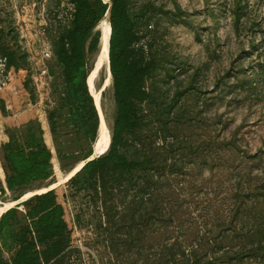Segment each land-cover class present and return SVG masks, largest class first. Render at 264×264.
Segmentation results:
<instances>
[{
	"label": "rangeland",
	"instance_id": "374dc122",
	"mask_svg": "<svg viewBox=\"0 0 264 264\" xmlns=\"http://www.w3.org/2000/svg\"><path fill=\"white\" fill-rule=\"evenodd\" d=\"M128 9L154 66L119 147L139 165L91 183L68 177L97 139L63 124L72 156L53 183L72 241L54 264H194V249L202 264H264V0H128ZM74 11L73 0H0V54L27 70L30 95L49 96L51 111L64 96L56 53ZM95 31L88 84L112 135L114 78L101 23Z\"/></svg>",
	"mask_w": 264,
	"mask_h": 264
},
{
	"label": "crops",
	"instance_id": "0c3cea01",
	"mask_svg": "<svg viewBox=\"0 0 264 264\" xmlns=\"http://www.w3.org/2000/svg\"><path fill=\"white\" fill-rule=\"evenodd\" d=\"M13 73L0 90V264H54L72 241L66 197L51 182L69 155L62 146L67 139L60 140L64 119L53 129V100L32 98L27 70ZM94 154L76 160L69 171Z\"/></svg>",
	"mask_w": 264,
	"mask_h": 264
},
{
	"label": "trees",
	"instance_id": "16d2710c",
	"mask_svg": "<svg viewBox=\"0 0 264 264\" xmlns=\"http://www.w3.org/2000/svg\"><path fill=\"white\" fill-rule=\"evenodd\" d=\"M73 1L75 4L73 19L66 35L61 38L56 53L57 61L65 71L66 87L59 107L50 113L53 129L59 126L57 123L60 119H64L62 124L75 121L79 129L83 130L85 137L91 141L98 139L100 114L88 84L87 54L100 40L101 32L95 30L108 13L112 27L110 67L114 78L117 112L111 144L106 152L87 161L75 175V177L81 175L85 178V183H91L96 178L104 180L105 173L110 170L131 172L139 165L137 161L120 153L119 147L124 142V135L138 125L139 107L150 97L145 83L154 66L151 61H146L142 49L136 46L140 35L135 19L128 9V0ZM8 59L10 67L15 70L20 68L14 59L11 57ZM64 109H67L66 113ZM93 153L94 150L90 148L83 159H88ZM69 156L72 155H67ZM41 169L34 168L33 173ZM198 244L200 249L202 241ZM192 253L196 257L194 264H202L205 254L196 253V249ZM211 261L206 259L208 264Z\"/></svg>",
	"mask_w": 264,
	"mask_h": 264
},
{
	"label": "bare ground",
	"instance_id": "6f19581e",
	"mask_svg": "<svg viewBox=\"0 0 264 264\" xmlns=\"http://www.w3.org/2000/svg\"><path fill=\"white\" fill-rule=\"evenodd\" d=\"M101 24L103 26L104 29V33H103V38H104V43L102 50L104 53L105 58L107 59V63H108V67L110 70V66H109V62H110V58H109V54H110V37H111V33H112V27H111V23H110V13H108L105 18L101 21ZM101 50V52H102ZM103 58V57H102ZM111 75V73H110ZM92 79V75L90 76V80ZM99 96V95H98ZM111 143V132L107 127V124L105 122V119L102 118L101 121V126H100V133H99V137L97 139L96 145H95V153L96 154H102L105 151H107L109 145ZM93 158V157H92ZM82 164H84V162L79 163L77 166H75L76 168H74L69 174L68 177H70L71 175L75 174L80 167L82 166ZM61 182V181H60ZM59 182V183H60ZM56 183L55 185L59 184ZM42 190V189H41ZM46 190V189H45ZM43 192V190L41 191ZM34 193V192H31ZM26 195V194H25ZM28 196V194H27ZM24 198V197H23ZM16 201V200H15ZM12 201H10L11 203ZM17 202V201H16ZM7 204V203H6ZM11 205V204H10ZM9 203L7 206H10ZM6 209V208H5ZM8 210V209H7ZM5 211V210H4Z\"/></svg>",
	"mask_w": 264,
	"mask_h": 264
},
{
	"label": "built area",
	"instance_id": "2783aa9c",
	"mask_svg": "<svg viewBox=\"0 0 264 264\" xmlns=\"http://www.w3.org/2000/svg\"><path fill=\"white\" fill-rule=\"evenodd\" d=\"M51 52H46V56H49ZM43 73H47V70H43ZM13 68L9 65V59L6 55L0 54V90L8 87L13 79Z\"/></svg>",
	"mask_w": 264,
	"mask_h": 264
}]
</instances>
